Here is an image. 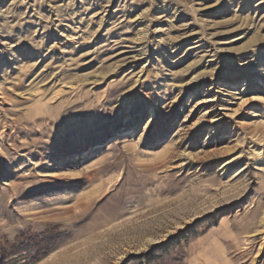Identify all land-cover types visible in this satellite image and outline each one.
<instances>
[{
	"label": "rangeland",
	"instance_id": "374dc122",
	"mask_svg": "<svg viewBox=\"0 0 264 264\" xmlns=\"http://www.w3.org/2000/svg\"><path fill=\"white\" fill-rule=\"evenodd\" d=\"M264 264V0H0V260Z\"/></svg>",
	"mask_w": 264,
	"mask_h": 264
},
{
	"label": "trees",
	"instance_id": "16d2710c",
	"mask_svg": "<svg viewBox=\"0 0 264 264\" xmlns=\"http://www.w3.org/2000/svg\"><path fill=\"white\" fill-rule=\"evenodd\" d=\"M6 258L4 257V258H2V260H0V264H4V260H5Z\"/></svg>",
	"mask_w": 264,
	"mask_h": 264
}]
</instances>
